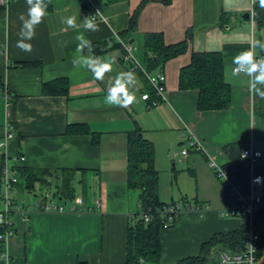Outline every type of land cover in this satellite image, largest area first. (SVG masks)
Returning <instances> with one entry per match:
<instances>
[{
  "label": "crops",
  "instance_id": "obj_1",
  "mask_svg": "<svg viewBox=\"0 0 264 264\" xmlns=\"http://www.w3.org/2000/svg\"><path fill=\"white\" fill-rule=\"evenodd\" d=\"M44 3L47 15L26 41L30 52L17 47L26 0L0 10V177L6 164L16 168L14 196L31 206L28 214L14 212L13 233L5 240L0 264H126L129 228L141 207L140 190L129 184V140L136 131L153 143L159 200L209 207L205 213L185 212L172 228L161 231V264L198 256L216 234L240 229V218L221 214L228 195L209 162L232 163L230 145H236L240 158L249 146L264 152V99L233 64L237 54L249 49L264 57L257 43L264 42V26L253 15L250 20L239 17L252 13L254 0H230L227 7L224 0H100L104 18L95 19L99 30L84 34L91 44L108 41L101 53L88 44L78 50L76 36L84 29L62 22L73 16L79 26L91 15L81 2ZM150 33H161L168 46L187 42L186 48L164 63H152L145 49ZM116 34L133 46L138 66L125 59ZM243 35L248 42L234 39ZM211 52L222 55L231 85L227 109L200 110L199 90L180 84L194 54ZM90 57L114 61L103 80L93 77L86 63ZM32 62L37 64L17 66ZM121 73L136 96L128 108L105 102ZM158 74L166 76L167 98L150 108L142 95L151 92L149 77ZM60 80L66 85L56 83ZM189 140H200L204 149L184 155ZM22 167L37 172L35 189L26 185ZM253 173L264 177V157ZM65 179H70L69 187ZM47 192L53 196L50 205L70 206L71 194L81 197L82 210L36 207L37 200L46 204ZM259 261L264 264V243Z\"/></svg>",
  "mask_w": 264,
  "mask_h": 264
},
{
  "label": "trees",
  "instance_id": "obj_2",
  "mask_svg": "<svg viewBox=\"0 0 264 264\" xmlns=\"http://www.w3.org/2000/svg\"><path fill=\"white\" fill-rule=\"evenodd\" d=\"M6 6L0 4V10ZM254 9L255 18L260 26H264V8L260 7L259 0L255 1ZM135 19V18H134ZM225 20L229 17L225 15ZM135 22V20L133 21ZM133 27V24H132ZM113 41V39H112ZM108 41L103 43L90 44V47L101 53L107 50ZM187 42L178 45L168 46L165 43L161 33H150L146 35L145 49L150 62L164 63L166 60L183 52ZM36 62L28 64H17V66H33ZM66 85L64 80L56 82ZM182 89L196 88L200 92L199 108L200 110H222L231 105V85L225 78L224 61L220 53H196L193 56L190 65L183 68L181 72ZM45 92H47V85ZM151 96H155L154 89L151 90ZM234 151L232 154V163L225 164V167L232 165L241 169L242 178L249 180V170L246 163L239 156L236 145H230ZM25 176L26 185L29 189L33 188V180L37 177V172L27 168H19ZM158 176L159 172L155 168V151L153 143L147 140L141 131H136L129 140V184L133 188L140 190V211L152 210L157 211L166 203H162L158 197ZM66 185L70 179H65ZM3 189L2 177H0V191ZM71 194V193H70ZM75 198L72 194L70 195ZM1 197V196H0ZM138 212V213H139ZM155 213L150 221L138 218L135 224L131 225L128 232V260L126 264H161L162 239L161 231L163 227V216ZM176 222V221H175ZM175 222L169 228L175 225ZM255 229L261 237L259 255L264 243V208L256 216ZM5 233V226L0 220V252L4 250L5 240L1 236ZM247 228L242 226L240 229L229 232L216 234L210 241L202 247V252L198 256H192L180 260L177 264H219L220 253L223 251L234 252L240 250L244 243ZM143 259V261H142Z\"/></svg>",
  "mask_w": 264,
  "mask_h": 264
},
{
  "label": "built area",
  "instance_id": "obj_3",
  "mask_svg": "<svg viewBox=\"0 0 264 264\" xmlns=\"http://www.w3.org/2000/svg\"><path fill=\"white\" fill-rule=\"evenodd\" d=\"M14 0H0V4L7 6ZM84 6L86 12L95 16V19L104 18L101 10L100 0H78ZM252 15L255 16V9L252 11ZM115 37L124 45L125 59L129 61L134 67L138 66V61L133 52V46L125 42L121 35L116 34ZM257 59L260 57L255 56ZM236 71V70H235ZM237 72V71H236ZM150 82L153 86L155 96L152 97L149 92L144 93L142 98L148 102V106L155 107L160 104L161 100H165L166 97V76L164 74H158L156 76H150ZM8 137H12L10 133ZM204 145L200 140H189L188 147L183 150V154L187 155L190 150L202 151ZM264 152L253 148L252 146L246 147L241 151V158L246 163L249 170V180L246 181L242 178L241 169L238 166L232 165L225 167L219 164L216 160H210V166L215 170L217 177L221 180L223 187L228 195V202L222 209L221 214L224 217H238L242 220L243 226L247 228L245 237V243L243 247L234 252L223 251L220 253L219 264H263L259 261V247L261 237L255 229V220L259 211L264 208V177L262 175H256L253 173L254 165L262 160ZM21 160H25L24 156H20ZM18 170L16 168L10 169L7 164L2 167V185L3 189L0 191V202L3 204L0 210V220L3 221L5 226V233L1 236L4 240L8 239L12 233V216L14 212L20 210L24 214L31 212V206H29L24 200L17 201L14 196V187L18 184L19 179L17 177ZM259 178V180H257ZM52 193L47 192L43 198L47 201L46 204H40V201L35 202V206L41 209H55L58 211H81L83 199L81 197H75L71 205L55 204L50 205L52 200ZM100 206V203L98 202ZM208 206L181 204L179 202H173L165 204L163 207L158 208L157 211L152 210L140 211L138 218L150 221L155 213L163 216V227L169 228L173 222H175L185 212L191 210H197L201 213L207 212ZM9 259V256H8Z\"/></svg>",
  "mask_w": 264,
  "mask_h": 264
},
{
  "label": "clouds",
  "instance_id": "obj_4",
  "mask_svg": "<svg viewBox=\"0 0 264 264\" xmlns=\"http://www.w3.org/2000/svg\"><path fill=\"white\" fill-rule=\"evenodd\" d=\"M255 2V0H254ZM230 0H224V5L227 7ZM27 11L26 15L21 14L19 20L21 21V28L19 32V39L17 41V47L24 52L32 51V45L26 43L34 38L36 27L43 22V18L47 15L48 4L44 3V0H26ZM261 8H264V0H259ZM98 14V13H97ZM96 14V15H97ZM87 16L81 20L80 25H77L76 18L69 16L62 19V22L67 25L68 28L81 27L84 31L79 32L76 36V40L79 42L77 44V49L79 50L84 45L91 44L84 32L86 31H98V25L95 23V16ZM247 35L237 36L234 39L240 42H248ZM261 49H264V42L257 41ZM88 67L91 69L93 77L96 80H103L106 73L112 70V62L101 60L100 58H88L86 60ZM233 64L235 65V70L237 72H243L245 75L251 78L250 88H255V94L261 99H264V57L257 59L255 53L252 49L245 50L237 54L233 58ZM131 81L127 78L126 74H118L115 80V84L109 87L107 95L105 96V102L108 105L118 106L122 108H128L132 105L136 96L129 91L128 84ZM259 180V178H257Z\"/></svg>",
  "mask_w": 264,
  "mask_h": 264
},
{
  "label": "water",
  "instance_id": "obj_5",
  "mask_svg": "<svg viewBox=\"0 0 264 264\" xmlns=\"http://www.w3.org/2000/svg\"><path fill=\"white\" fill-rule=\"evenodd\" d=\"M239 17L244 19V20H250L252 17V13L251 12H243L239 14Z\"/></svg>",
  "mask_w": 264,
  "mask_h": 264
}]
</instances>
